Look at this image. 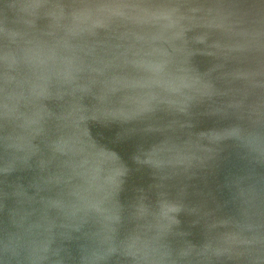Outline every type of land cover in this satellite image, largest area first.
<instances>
[{"label":"water","instance_id":"obj_1","mask_svg":"<svg viewBox=\"0 0 264 264\" xmlns=\"http://www.w3.org/2000/svg\"><path fill=\"white\" fill-rule=\"evenodd\" d=\"M0 264H264V0H0Z\"/></svg>","mask_w":264,"mask_h":264}]
</instances>
